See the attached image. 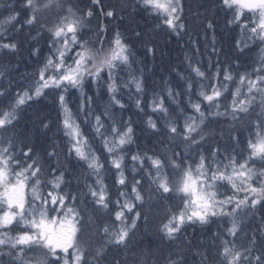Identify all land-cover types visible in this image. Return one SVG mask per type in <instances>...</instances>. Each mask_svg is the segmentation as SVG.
I'll return each instance as SVG.
<instances>
[{"label":"snow or ice","instance_id":"obj_1","mask_svg":"<svg viewBox=\"0 0 264 264\" xmlns=\"http://www.w3.org/2000/svg\"><path fill=\"white\" fill-rule=\"evenodd\" d=\"M142 3L157 16H162L163 23L172 31L179 33L184 29L182 0H142ZM222 7L235 10L234 20L237 22L245 10L258 17V22L256 19L251 22L255 26L244 24L241 27L242 30L250 29L249 38L254 41L258 38L264 44V0H222ZM0 9L6 11L0 16V40L9 41L0 43V49L14 52L18 48L7 33L16 34L40 25L38 36L47 32L50 53L44 57L42 66L31 74L29 83L14 95L11 93L14 85L9 82L5 88L0 79V104L7 102L0 107V264H127L129 241L143 215L136 209L138 204L142 206L145 202L141 192L144 178L133 182L131 193L119 191L127 188L125 148L132 143L134 129L130 122L123 121L122 115L118 119L116 113L118 110L122 113L126 108L118 98L124 90H130L134 85L137 96L146 94L143 72L141 70L140 76H136L131 49L119 30L111 35V39L107 28L98 30L92 40L79 39L92 12L82 13L76 0H12L11 3L0 2ZM44 13L55 15L52 26L42 22ZM106 15L115 18V11L110 10ZM22 16L25 18L21 19ZM101 31L105 35H100ZM136 35L139 38L140 33ZM36 38L32 37L33 41ZM242 44L243 40L236 46ZM40 51V48L35 49L33 55L39 56ZM246 51L247 46L240 48L241 55ZM187 59L195 76L201 81L208 80V85L201 84L196 92V84L191 79L182 78L185 79L182 91L168 88L166 97L161 94L159 102L154 97L153 111L165 114L168 137L165 150L152 156L136 153L131 157L133 165L139 161L141 168L146 160L150 161L147 175L150 187L154 186L157 194L171 196L175 193L183 200V210L173 213L159 229L161 240L175 247L162 257L152 254L150 258L145 253L131 259L133 264H264V223L258 230L259 235L257 230H253L251 237L245 232L242 242L236 243L244 228L243 217L256 215L264 209V167L250 166L264 165V48L254 60L255 68L238 73L239 84L234 91L230 88L235 82L231 65L224 68L217 59L216 71L209 75L211 61L205 72L201 71L200 62L193 66L191 58ZM235 67L250 66L238 63ZM4 75L0 72V77ZM125 76L129 78L125 79ZM209 85L210 92L207 90ZM93 88L95 95H88ZM49 94H55L59 124L68 141L65 159L74 156L78 164L87 165L86 179L94 178V183L84 185L87 189L85 203L90 197L94 210L110 213L113 202L104 180L107 172L113 169L118 174L115 181L118 196L114 202L118 210L114 223L118 222L120 226L115 228L105 224L98 230L100 238L95 245L91 240L81 239L86 224L90 225L93 217L86 218L85 210L76 206V194L63 191L68 183L64 177L69 173L61 171L64 165L56 146L52 145L51 151L40 155L31 144L18 141L14 134H3L18 121V113L24 106ZM194 94L199 98L196 102L192 98ZM229 94L231 102H222L227 101ZM105 95L107 101L98 103ZM165 99L171 101L169 107L164 106ZM71 103L76 104V112L70 108ZM142 104V99L135 100L138 109ZM253 108H258L254 122L250 120L241 125L242 130L249 131L247 146L237 151L235 145L241 143L237 123L243 117L252 116ZM172 111L177 112L175 117ZM81 115L83 124L91 128V136H86L77 122ZM180 117H183L182 127ZM221 120L231 122L228 128L231 151L228 144L204 147L212 135L206 129ZM147 124L154 131L159 130L151 118ZM42 126L47 129L50 125L44 123ZM234 131L236 134L232 135ZM96 142H99V151L107 156L106 162L97 155ZM54 157L55 164L52 162ZM168 170L178 174L175 181L167 174ZM153 171L155 176H152ZM133 172L139 175L135 167ZM45 188L49 190L45 192ZM133 212L136 214L130 216ZM213 218L227 219L230 227L224 233L213 234L208 249L186 251L182 245L176 244L185 227L208 225ZM144 220L147 222V216ZM17 228L19 231L12 235L11 231ZM224 234L231 236L232 241L221 239ZM109 248L124 249L125 257L107 261ZM253 252H256L255 256Z\"/></svg>","mask_w":264,"mask_h":264},{"label":"trees","instance_id":"obj_2","mask_svg":"<svg viewBox=\"0 0 264 264\" xmlns=\"http://www.w3.org/2000/svg\"><path fill=\"white\" fill-rule=\"evenodd\" d=\"M0 2L11 3L12 0H0ZM76 2L82 13L92 12V16L86 21L85 31L79 39L92 40L95 38L97 31L102 28H107V35L111 39V35L119 30L131 49L134 60L132 67L136 70V76H140L141 70L143 72L146 81V94L137 96L135 86L132 85L130 90H124L121 97H118L122 99L126 108L122 113L119 110L117 111V118L119 119L122 115L123 121L130 122L131 127L134 129L132 143L125 148L127 159L125 161L124 175L127 180V188H120L119 191L131 193L133 182L141 179V177L144 178L141 192L145 202L142 206L138 204L136 209L142 212L143 215L138 220V227L129 241L130 250L127 251V255L130 259L127 264H133L131 257L145 253H148L150 258L152 254L162 257L167 255L168 251L174 248L175 245H169L166 240L162 241V233L159 232V229L173 213L178 214L183 210L184 203L175 193L171 196L159 195L153 190L154 186L150 187V180L147 175L148 170L151 168L150 161L146 160L141 168L139 161L133 165L131 160L132 155L136 153L149 156L162 153L168 142L165 130V114L153 111L154 105L152 101L155 97L157 102H159L161 94L166 97L168 88H172L174 91H182L185 87V79H191L196 84V92L200 90L201 84L208 85V80L201 81L191 71L187 59L189 57L193 66L200 62L201 71L205 72L208 71L209 61H211L212 68L209 75H214L217 59H219L221 66L224 68L231 65L235 82L231 83L230 88L234 91L239 84L238 73L255 68L254 60L258 58L260 49L264 48V44L260 43L258 38L255 41L249 38L250 29L242 30L241 27L244 24L255 26L251 22L254 19L258 22V17H253L251 13L245 10L241 20L237 22L234 20L235 10L228 11L222 7V0H182L184 9L182 23L185 27L177 33L163 23L162 16H157L151 9L145 8L142 0H76ZM110 10L115 11V18L106 15ZM4 14H6V11L0 9V16ZM78 14L81 13L78 12ZM42 16L44 17L42 22L46 26L50 27L55 23L54 14L44 13ZM24 18L23 16L21 17V19ZM229 21H232V23H229ZM209 24H211V27H209ZM87 29H91V31H87ZM38 33H40V25L32 29L25 28L23 32L16 34L9 32L7 35L11 36V42L18 44L17 50L11 52L0 49V72L5 73L0 79L3 80V87L5 88L8 87L9 82L14 85L11 88L13 95L18 90H23V87L29 83L31 74L42 66L44 57L50 54L47 47L49 35L44 32L38 36ZM136 33H140L139 38ZM100 35L103 36L105 33L101 31ZM32 37L37 38L33 41ZM241 40H243V44L237 47V42ZM7 42L9 41L6 39L0 40V43ZM245 46H247L248 51L241 55L240 48ZM37 48L41 49L39 56L33 55ZM213 48L216 49L215 53ZM148 49H155V51L152 52ZM238 63L250 67L236 68L235 66ZM128 78L125 76V79ZM220 78L223 80V72H221ZM252 78L254 79L255 77ZM213 83H215V80H213ZM207 90L211 91L210 85ZM74 95H78V93H74ZM88 95H95V89L88 91ZM192 98L194 102L199 99L195 94ZM71 99L72 97H69V100ZM107 99L108 97L105 95L98 103H103ZM136 99L143 100L140 109L135 105ZM183 100L186 104L187 95L183 97ZM222 102L230 103L231 95H228L227 101ZM6 103L5 101L4 104H0V107H4ZM170 103V100L165 99L164 106L169 107ZM69 106L73 112H76L75 103H71ZM100 110L102 111V108ZM256 111H258V108H253L252 116L243 117L242 121L237 123L236 131H239L241 141L239 145H235L237 151L246 148L249 139V131L242 130L241 125L250 120L254 122ZM176 114V111H172L173 117ZM149 118L157 123L158 131H154L148 126L147 121ZM83 120L84 117L81 115L77 122L81 124L84 134L91 136V128L90 126H85ZM44 123H48L50 126L45 129L42 126ZM230 124L231 122L228 120H221L218 124L209 125L206 131L211 132L212 135L204 147L228 144L229 151H231L232 145L228 131ZM180 125L182 127L183 117H180ZM221 129H223V134H221ZM121 131H123V128H121ZM236 131L231 134L235 135ZM255 131V128H253L252 132L254 133ZM3 134H14L18 141L23 140L26 144H31L37 154L40 155L51 151L52 145L56 146L57 155L64 165L61 171L69 173L64 177L68 183L65 184L63 191L70 190L76 194L78 197L76 206L85 210L86 218L87 216L93 217L92 223L85 226V231L81 236L82 240H91L92 244L95 245L100 238L97 234L98 230L103 229L105 224L115 228L120 226L118 222L114 223L115 211L118 210L114 206L118 196V186L115 183L118 174L114 169L111 172H107V164L105 168L107 178L104 183L108 186L109 195L113 202L111 212L94 210L90 197L86 203L84 201V193L87 192L84 185L86 183H94V178L86 179L87 165L78 164L74 156L70 160L65 159L68 154V141L64 137L63 130L59 124V111L55 102V94H49L24 106L18 113V121L14 123L13 127L8 129L7 133ZM252 139H255L254 135ZM162 141L164 142L163 144L161 143ZM99 147V142H96L94 148L97 149V155H101L102 162H106L108 158L99 151ZM247 154L246 152L245 157ZM52 162L55 164V157ZM250 166L264 167V165L259 163ZM134 167L139 175L133 172ZM193 167H195V164H193ZM50 171L51 169H49ZM167 174L173 181L178 175L170 170L167 171ZM155 175L156 173L153 171L152 176ZM48 190V188H45V192ZM30 198L29 192L28 199ZM69 200H71V197H69ZM123 202V199H121V203ZM135 214L133 212L130 216ZM52 215H55V213H52ZM144 216H147V222H145ZM262 217H264V209H260L256 215L243 217L244 228L236 239L237 244L242 242L245 232L251 237L253 230H257V235H259L258 230L261 224L264 223ZM228 227H230V222L227 219L221 220L218 218H213L208 225L187 226L180 233V239L176 241V244L182 245L186 251L199 250L203 252L212 243L213 234L217 232L224 233ZM18 231L19 228L14 229L11 234L15 235ZM221 239L232 241V237L227 234L222 235ZM125 254L124 249L109 248L106 260L123 259ZM255 255L256 252H253V256Z\"/></svg>","mask_w":264,"mask_h":264}]
</instances>
